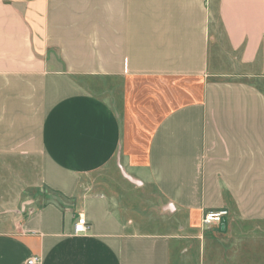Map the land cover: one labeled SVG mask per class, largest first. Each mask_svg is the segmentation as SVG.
<instances>
[{"label":"crops","instance_id":"crops-1","mask_svg":"<svg viewBox=\"0 0 264 264\" xmlns=\"http://www.w3.org/2000/svg\"><path fill=\"white\" fill-rule=\"evenodd\" d=\"M0 162L69 201L22 202L0 264L225 263L203 231L264 221V0H0ZM113 162L163 229L94 187Z\"/></svg>","mask_w":264,"mask_h":264},{"label":"rangeland","instance_id":"rangeland-1","mask_svg":"<svg viewBox=\"0 0 264 264\" xmlns=\"http://www.w3.org/2000/svg\"><path fill=\"white\" fill-rule=\"evenodd\" d=\"M118 165L125 171L121 162ZM118 165L113 162L109 169L93 174L91 178L95 181L94 187L97 186L96 189L101 188V191L107 193L123 210L125 216L141 219L147 229H163L161 226H166L165 221L168 217L159 213L160 202L156 193L152 188L127 180L121 174ZM32 167L34 166L28 163L25 171H16L17 168H15L11 175L7 169L8 166L0 162V229L9 227L8 220L13 221L16 218L15 215H17L22 202H26L24 205L27 207L32 204L31 200L33 199L38 204H45L49 201L69 203L44 186H37L34 175H37V172ZM3 222H6L7 225H2ZM139 225L138 228H140ZM203 235L207 237L206 242H208V237H211L213 245L216 247L221 245L226 250V247L230 246L235 251L233 257L223 260L225 262L223 264H232L231 262L235 264H264V221L234 219L224 229L212 226L210 229L204 230ZM198 253L196 251L193 254L194 264L195 262L198 264ZM229 254L227 252L226 256ZM219 260L217 258V261Z\"/></svg>","mask_w":264,"mask_h":264},{"label":"built area","instance_id":"built-area-1","mask_svg":"<svg viewBox=\"0 0 264 264\" xmlns=\"http://www.w3.org/2000/svg\"><path fill=\"white\" fill-rule=\"evenodd\" d=\"M228 211L226 209H221L218 211H208L204 213L202 217V223L205 225H209L212 223H219L221 219L226 216ZM88 224L86 222L85 217L82 214H79L76 218V221L73 226V230L75 233H83L87 231ZM26 264H37V258L31 257L27 260Z\"/></svg>","mask_w":264,"mask_h":264},{"label":"water","instance_id":"water-1","mask_svg":"<svg viewBox=\"0 0 264 264\" xmlns=\"http://www.w3.org/2000/svg\"><path fill=\"white\" fill-rule=\"evenodd\" d=\"M121 171V174L123 175V177H125L127 180H129L130 182L139 184L138 181L136 179H134L133 177H131L129 174H127L120 165H118Z\"/></svg>","mask_w":264,"mask_h":264}]
</instances>
